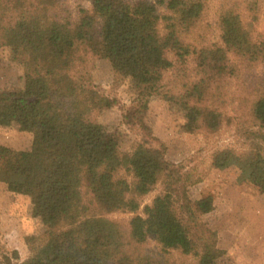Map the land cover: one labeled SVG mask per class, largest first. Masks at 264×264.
I'll return each instance as SVG.
<instances>
[{
    "label": "trees",
    "instance_id": "obj_1",
    "mask_svg": "<svg viewBox=\"0 0 264 264\" xmlns=\"http://www.w3.org/2000/svg\"><path fill=\"white\" fill-rule=\"evenodd\" d=\"M246 3L251 13L255 4ZM205 7L206 0H90L72 16L61 0H0V48L23 68L18 88L0 89V129L32 135L25 149L0 144V182L12 199L27 203L36 225L25 235L29 255L21 262L0 237V264H166L162 255L170 251L195 256V264H226L216 232L201 220L214 208L212 196L189 197L197 180L166 159L148 113L166 73H186L190 80L163 100L180 114L182 131L214 133L225 120L228 85L240 76V65L260 64L264 71V36L253 35L257 17L251 13L244 24L234 4L219 8L218 43L184 40ZM83 53L108 62L131 95L116 125L90 119L93 109L113 102L72 75ZM262 84L250 101L256 128L250 147L210 156L211 168H236L237 181L261 193ZM127 133L139 136L128 150L122 144ZM156 185L160 191L138 214ZM114 212L132 216L116 222L108 217ZM147 238L160 253L140 249Z\"/></svg>",
    "mask_w": 264,
    "mask_h": 264
},
{
    "label": "rangeland",
    "instance_id": "obj_2",
    "mask_svg": "<svg viewBox=\"0 0 264 264\" xmlns=\"http://www.w3.org/2000/svg\"><path fill=\"white\" fill-rule=\"evenodd\" d=\"M61 1L72 16L76 14L78 7L90 6V0ZM246 2L255 4L251 11L257 17L252 24L253 35L255 39L261 38L264 36V0H206L199 26L186 34L184 40L193 46L218 43L217 15L220 6L234 4L245 24L251 17ZM156 5L161 13L163 8ZM82 57L83 62L74 69L72 75L80 83L81 77L85 78L83 82L97 96L106 97L113 102L109 107L101 105L93 109L89 114L90 119L103 124H118L122 109L129 105L131 95L126 92L122 81L112 73L108 62L86 53ZM240 69V76L230 80L228 85L223 109L225 120L214 133L182 131L183 120L180 114L169 109L163 100L165 92H176L184 82L190 80L191 76L186 73H166L162 93L152 100L148 113L153 121L154 136L166 146V159L174 164H183L185 171L192 172L197 180L188 188L189 197L197 200L207 195L212 196L214 208L210 213L202 215L201 220L216 232L217 246L227 253L226 264H264V192H259L248 183H239L236 168L217 170L210 167L213 151L229 148L238 153L243 152L250 147L251 132L256 130L249 107L251 99L258 95L263 86L264 71L260 64L253 63L241 64ZM22 73L23 68L10 60L6 49L0 48V89L18 88ZM138 139L137 134L127 133L122 144L128 150ZM31 141L32 135L29 132L0 129V144L21 150L27 148ZM159 191L160 186L156 185L141 199L138 214L143 215V207L149 205ZM130 216L131 213L114 212L108 217L116 222L126 223ZM35 228L27 203L12 199L4 183L0 182V237L7 252L18 253L19 262L29 255L25 235L35 231ZM140 249L150 255L161 251L152 238H147ZM162 258L166 264H195L197 260L195 256H184L178 251L163 254Z\"/></svg>",
    "mask_w": 264,
    "mask_h": 264
}]
</instances>
